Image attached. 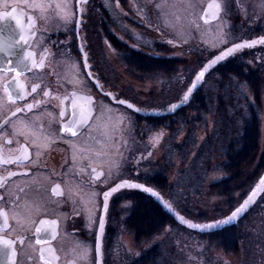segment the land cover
Returning a JSON list of instances; mask_svg holds the SVG:
<instances>
[{
    "label": "flooded vegetation",
    "instance_id": "obj_1",
    "mask_svg": "<svg viewBox=\"0 0 264 264\" xmlns=\"http://www.w3.org/2000/svg\"><path fill=\"white\" fill-rule=\"evenodd\" d=\"M236 1L240 7V0ZM67 3L71 6L67 11L72 14L66 21L62 19L63 13L58 15L55 12L50 13L48 20L45 21L25 7V0H0V14L11 13L13 9L17 10V13L21 11L25 13L22 17L25 23L24 34L29 37L28 44L25 45L21 42L19 47L13 49L12 55L0 53V61L11 60V66L14 67L26 51H31L34 54L37 63L40 62L42 56L44 57L43 68L25 69L18 77L15 72L0 74V157L7 161L10 157L19 155L21 144L27 147L29 154L28 160L0 162V195L4 197V203H0V208L8 211L11 217L12 211L16 210L11 201H16L17 196L19 200L16 203L28 201L41 205L39 212L34 211L31 214L33 223L26 224L24 228H21L16 220L10 218V228L0 231V237L12 240H16L18 236L25 237V245L21 246L18 241L15 244L17 255L14 260L8 256H0V264H41L38 258V248L34 250L28 246L29 241L34 244L36 227L39 226L41 220L58 221V238L51 243L59 259L53 264H69V261H76V264H98L99 252L102 258L101 264H112L105 260V245L109 244L105 231L110 222L114 200L135 195L137 190L144 189L126 185L119 187L108 197L107 211L104 210L103 193L125 181L129 184L147 186L146 181L153 182L158 170L154 168V165L152 167L147 165V161L168 160L166 152H162L165 158L161 159L157 150L158 144H162L165 135L162 134L159 138L161 140L158 142L154 139L155 133L157 135L166 129L152 127L151 125H155L156 121L153 118L147 119V117L164 115L177 108L172 110L157 106L148 108L141 101L140 91L143 90L139 89L138 91L128 79L116 76L112 61L110 63H107L108 61L101 62L98 55L91 54L92 48H90L87 38L98 34L99 3L107 12L105 17L108 19L110 32L115 34L112 5L104 4L102 0H85L83 3H80L79 0H67ZM243 10L239 9L238 13L241 30L244 29L243 26L247 28L246 22L257 20L256 15L246 14ZM28 15H32L35 19L36 27L34 29L27 28ZM6 24L12 31L5 27L4 21H0V28H4V34H10L18 40L21 29L16 25V21L8 16ZM252 27L250 32L254 37L249 40L264 37L262 28L253 25ZM116 36L126 42L121 36ZM256 44H260L259 40ZM45 49H47V53H45ZM84 56L87 67H85ZM14 79H19L23 83L25 92L15 98L13 103L8 100V92L17 90L15 88L6 89L5 86ZM34 85L37 86L35 92L32 91ZM45 91L49 93L48 96L44 95ZM73 92L92 97L95 109L94 117H100L99 120L93 119L91 121L93 127L91 129L87 126L84 127L76 138H73L70 133L59 131L61 124L71 118V94ZM108 93L111 95H107ZM65 97L68 99H64ZM61 100H63V106L66 109L63 118L59 115ZM121 100L132 103L134 108L129 107L127 103H119ZM37 101H42V103L36 104ZM28 104L35 106L28 110L26 108ZM115 108L120 109L122 116H125V113L129 116L127 126H120L117 130L114 124L117 113ZM17 109H21V111H16ZM158 110L162 111V114L153 113ZM138 120L143 124L142 126L129 125L130 121L137 123ZM22 122H34L39 135V145L48 143L44 139L47 135L55 134L63 138L54 139L50 146L37 147L32 143L31 134L26 129H21ZM41 125L42 128L39 127ZM21 131L25 134H19ZM89 133H91V137L95 138L94 140L89 139V146L94 150L106 153L105 155L97 156L93 152L88 154L90 159L81 158L82 153L74 146H83V141L88 139ZM25 136L28 137L27 140ZM95 141H100L101 144H97ZM116 141L120 142L119 146H125L118 159H115ZM167 147L168 145H165V151ZM263 148L264 143H261V149L264 151ZM173 149L174 147L171 146L172 154L176 152ZM38 151L40 152L39 156L37 155ZM263 151L259 154L256 150L253 158L249 160L254 161V164L251 168L248 167L249 169L247 168L245 173L251 172L254 176L257 175L258 161H264ZM224 160L239 161L226 157ZM80 168H84V172H81ZM93 169L100 174L94 181L92 180ZM262 172V177H264V170ZM11 173H16V175H11ZM34 177L37 178L35 181ZM56 185L60 186L62 195L52 193V188ZM77 185L85 189L91 187L97 194L95 204L92 206L91 222L89 214L80 208L79 202L77 204L79 214L73 213V205L69 200V188L75 190ZM147 187L152 190L151 193L159 195L153 188ZM20 189H24V191H20ZM99 197L102 200L101 209H99ZM73 198L78 200V197L74 196ZM103 211H105L104 217ZM101 217L104 219V227L101 242H99ZM77 242H80L81 247H86L88 250L83 259H80L81 248L77 247ZM97 244L100 245L99 251H97Z\"/></svg>",
    "mask_w": 264,
    "mask_h": 264
},
{
    "label": "rangeland",
    "instance_id": "obj_2",
    "mask_svg": "<svg viewBox=\"0 0 264 264\" xmlns=\"http://www.w3.org/2000/svg\"><path fill=\"white\" fill-rule=\"evenodd\" d=\"M208 1L194 0L196 7L186 10L178 0H168V6L161 9L156 7L160 0H126L125 7L121 0H102L104 4H110L114 9V19L121 27L117 28L114 25L116 35L121 36L130 44H138V48L148 54L156 53L181 60L179 69L170 77L154 78L149 75L144 77L131 75L129 68L118 61L116 50L110 47L112 45L105 38L94 40L97 47L95 52L101 62L108 61L107 63H110L112 61L114 63L115 75L128 79L138 91L139 89L143 90L140 91L141 101L148 108L157 106L172 110V106L177 103H187V100H184L185 94L194 82L199 81L196 80L197 74L210 60L239 41L253 39L254 36L250 32L253 28L252 25L262 28V33L264 32V0H240V7L236 0H227L226 11L223 14V19L227 23L222 37L219 36V21L216 20H211L209 24H204L203 20H199V30L191 27L188 24L190 19L188 12L194 11L197 16H200ZM173 3H176V7H171ZM239 9H244V13H251L257 17L256 21L246 22L247 28L243 26L245 31L240 27ZM177 16L180 17L179 20L176 19ZM166 20L171 26L166 25ZM128 35L131 36V41ZM221 39L224 41L223 43L220 42ZM158 44L164 46L162 51L157 50ZM261 48L264 49V43L255 44L252 47H242L226 56L224 60L233 56H242L244 52H259ZM224 60L217 62L220 63ZM204 77L200 85L202 83L205 85V91L208 94L207 102H210L209 110L203 112L199 117L192 113L189 116L190 122L187 125L174 128L172 133L166 131L168 129L162 130L160 133L165 137L162 144H158L157 150L161 159L165 158L164 153L166 152L169 161H147V165L151 167L154 165L155 169L160 164V167H163L162 176H165L166 179L164 178L165 180L161 184L164 189L162 199L166 200L165 202H170L186 220L198 225L212 224L225 219V212L228 211L225 207V199L220 197L211 185L227 176L224 171L218 169L219 162L224 160L221 150L232 146V140L235 139L237 131L242 126L240 110L243 109L244 99L246 97L254 98L253 93L241 81L240 84L229 83L226 92L221 94L217 88L219 84H216L218 78L211 76L210 79L204 80ZM229 93L234 95L231 96ZM217 97L219 98L217 99ZM259 98L261 100L260 142L264 143V83L261 86ZM180 100L181 102H179ZM115 111L117 112L114 118L116 130L120 126H127L128 114L125 113V116H122L119 108H115ZM130 119L133 118L130 117ZM131 121L129 125H143L139 120L137 123ZM225 133L227 142L224 145L221 138ZM119 144L120 142L116 141L115 159L120 157L119 154L125 147L124 145L119 146ZM186 144L190 151L188 157H186V152L185 156L182 152L180 153L177 146L181 145L184 149ZM165 145H168L166 151ZM171 146L174 147L173 150H176L173 154ZM262 151L260 146L258 153L261 154ZM175 159L176 161H174ZM208 159L209 161H207ZM262 176L263 172L258 181L250 188L249 194L253 192ZM101 201L99 197V209H101ZM126 205L127 200L121 206L125 207ZM112 212L114 211L112 210ZM262 212L259 219H255L249 225L250 228L253 227L251 236L245 238L242 248L236 254L225 252L218 246L210 244L209 238L200 236L194 230L192 232L178 226H167L152 241L136 245L132 233L126 231L123 226L126 214L121 213L115 223L116 236L113 237L114 243L110 249L112 256L109 257L110 246L106 244L105 260L112 264H127L133 257L142 254L144 249L160 243L164 254L160 264H264V209ZM114 215L113 213L110 217L113 222H115Z\"/></svg>",
    "mask_w": 264,
    "mask_h": 264
},
{
    "label": "trees",
    "instance_id": "obj_3",
    "mask_svg": "<svg viewBox=\"0 0 264 264\" xmlns=\"http://www.w3.org/2000/svg\"><path fill=\"white\" fill-rule=\"evenodd\" d=\"M121 1L122 5L125 7L126 0ZM98 8V34L87 38L89 46L92 48L91 54L93 56L94 54L95 56L97 55L95 52L97 47L94 44V40L105 38L116 50L120 62H122L125 67L129 68L131 75H137L139 77L149 75L154 78L170 77L179 69L181 60L177 58L166 57L156 53L148 54L140 50L138 44H130V42L128 44L118 39L108 28V19L105 17L107 16V12L105 8L101 3H99ZM113 25L117 26V28H121L115 19ZM128 37L131 41V36L128 35ZM163 48V45L158 44L157 50L162 51L161 49ZM253 52L254 53L244 52L242 56H233L223 62H217L211 66L204 77V80H207L210 79L211 76H216L218 78L216 84H219L217 88L221 94L226 92L229 83L235 82V84H240L242 82L254 96L252 99L249 97L244 99L243 109L240 110L242 115V126L239 131H237L235 139L232 140V146L227 147L225 150H221L223 156L227 159H238L239 161L222 160V162H219L218 169L224 171L227 176L211 185V187L218 192V195L225 199V207L228 209V211L225 212V218L239 207L250 195V188L258 181L259 177L262 175V170H264V161H258L256 176L251 172L245 173L248 167L251 168L253 166L254 161L249 160L253 158L256 150H259L261 146V129L259 124L261 100L259 97L261 86L264 83V49L261 48L259 52ZM229 95L233 96L234 94L229 93ZM207 98L208 94L205 91L204 83H202L191 93V98L185 105L179 106L175 111L165 113L164 115L147 117V119H155L156 123L155 125H151L152 127L168 129L172 133L174 128L180 125H187L190 122L189 116L192 113L199 117L203 112L209 110L210 102H207ZM218 98L219 97H217V99ZM179 102H181V100ZM238 102H240V99H238ZM222 136L223 138H221V141L225 145L227 142L225 141L227 140V135L225 133L222 134ZM177 146L180 153L182 152L185 156L186 152V157L189 156L190 151L188 150L187 144L184 149L181 145ZM207 161H209V159ZM160 165L157 168L158 170L155 174L154 181L150 182L147 180L146 184L159 193V195L163 196L164 189L161 184L166 177L162 176L163 167H160ZM125 200H127V205L122 207L121 205ZM254 202V204L252 203L248 210L233 224L225 225L213 231L201 232L198 229L190 228L178 221L176 216L168 209H165L164 206L156 200L154 194L149 191L137 190L135 195L115 198L113 206L114 212L111 213L115 214V222H113V219L110 220V225L107 224L108 226H106L105 231L107 243H109L108 246H110L108 250V253L110 252L109 257L111 258L112 256L110 249L113 247V237L116 236L117 227L115 223L117 218L121 216V213L126 214L123 220V226L126 231L132 233L136 245H143L144 243L152 241L159 236L167 226H178L179 228L184 227L191 231L194 230L200 236H206L207 239L209 238L210 244L218 246L225 252L239 253V249L242 248V242L245 238L251 236L253 231V227L250 228L249 225L252 224L255 219H259L260 215L263 213L264 190H262ZM167 203L176 211V208L170 202L167 201ZM177 214L184 218L180 213L177 212ZM162 258H164L163 248L160 243H157L150 248L144 249L142 254L133 257L127 264H160Z\"/></svg>",
    "mask_w": 264,
    "mask_h": 264
},
{
    "label": "snow or ice",
    "instance_id": "obj_4",
    "mask_svg": "<svg viewBox=\"0 0 264 264\" xmlns=\"http://www.w3.org/2000/svg\"><path fill=\"white\" fill-rule=\"evenodd\" d=\"M80 3L85 2V0H79ZM179 3L183 4L185 6L186 10H191L196 7V4L194 0H178ZM226 5L227 0H209L207 6L203 9L202 14L200 16H197L194 11H189L188 15L190 17L188 24L191 27L196 28L199 30L200 24L198 23L199 20H203L204 24H209L211 20L219 21V27H218V33L219 36L224 35V27L226 26V21L223 19V14L226 11ZM165 6H168V0H160V3L156 5L158 9H161ZM25 7L27 9H30L32 12L36 13L40 19L47 21L49 18V14L55 12L56 14L63 13L62 19L65 21L67 18L72 14L67 9H69L71 6L67 3V0H25ZM171 7H176V3H173ZM25 15L23 11L17 13V10L13 9L11 13L7 14H0V21L5 22V27L9 28V31H12L10 27L6 24L8 16H11L12 19L16 21V25L21 29V34L19 36V39L16 40L14 36L12 35H6L4 34V28H0V53H5L6 55L10 56L13 54V49L16 47H19L21 42L25 45L29 42V37L24 34L25 30V23L22 19V17ZM177 20L180 19L179 16L176 17ZM27 28L28 29H34L36 27L35 19L32 15L27 16ZM167 26H171L169 22L165 21ZM221 43L224 41L221 39ZM260 43H264V37H261L259 39ZM171 43V41H170ZM257 41H251V42H244L242 44H234L231 48H227L225 51L221 52L218 56L215 57L213 61L210 63H215L217 61L224 60L226 56H229L233 54L236 50L242 48V47H252L254 44H256ZM45 53H47V49H45ZM12 61L6 60V61H0V74L4 72H15L17 77L20 76L25 69L29 68H43L44 66V57L42 56L39 63L36 62L34 59V54L31 51H26L22 58L19 59L15 66L12 67ZM86 57H85V67H87ZM207 68L201 70L197 76L196 80H200L203 76ZM99 82L97 81V84ZM196 86L195 82L193 83L192 87L188 89V93L192 91V88ZM6 89L9 88H15L16 92H8V100L11 102H15V98H17L20 95H23L25 92L24 85L19 79H14L13 81L9 82L6 86ZM37 86L34 85L32 88V91H36ZM45 96H48L49 93L45 91ZM107 95H111V93H108ZM64 99H68V97H65ZM71 108H72V114L71 118L68 119L66 122H63L60 127V132H67L70 133L73 138H76L78 134L82 131L84 127H89L90 129L93 127L91 124V121L93 119L99 120V116L94 117V106L92 97L90 96H82L78 95L77 93L73 92L71 94ZM184 99H188V94L186 93L184 96ZM42 103V101H37L36 104ZM121 104L128 103L127 101H119ZM35 105L28 104L26 105V108L28 110H31ZM129 107H132L131 104H128ZM175 108V105L172 106ZM16 111H21V109H17ZM66 109L63 106V100H61V107H60V117L63 118L65 116ZM15 115V113H13ZM51 115V114H50ZM42 128V125L39 126ZM106 127V126H105ZM21 129H26L28 133L31 134L33 137L32 143L36 144L37 147L43 146L47 147L50 146V143L54 141V139H62L63 137L57 136L55 134L47 135L44 137L45 141L48 143L44 145L38 144L39 135L36 130V126L33 123L28 122H22L21 123ZM16 131L14 127V132ZM19 134L24 135L25 133L21 131ZM162 133H158L154 139L158 142L160 136ZM25 139L27 140L28 137L25 136ZM89 139H95L91 137V133H89L88 139H85L83 141V146H74L78 148V151L82 153V159H90L89 155L90 153L95 152V155H105L106 153L94 150L91 146H89ZM97 144H101L100 141H95ZM8 143H11V141H8ZM103 146V145H102ZM20 154L17 156L10 157L7 161L3 160V157H0V162H13V161H21V160H28L29 154L27 147L24 144L20 145L19 149ZM37 155H40V152H37ZM75 161V154L73 157ZM81 172H84V168H80ZM93 177L92 180L94 181L99 177L100 174L95 172V169H93ZM11 175H16V173H11ZM27 175V173H25ZM34 181L37 178H33ZM128 186L133 188H144L143 185L139 184H129L126 181L122 182L121 184L116 185V187L110 189L107 192L103 193L104 196V210L107 211V201L108 197L111 195L112 192L116 191L119 187L122 186ZM145 191L151 192V189L144 188ZM257 190H264V177L261 178L260 182L257 184L256 189L253 190L252 195H250L242 204L239 205L227 218H225L222 221L214 222L212 224L207 225H196L192 224L189 221H184L185 223H188L190 227L192 228H214L217 227L219 224H227L231 220H233L235 217H237L240 213H242L247 206L252 201V196L255 195ZM20 191H24V189H20ZM52 193L57 195H62L63 193L60 191V186L56 185L52 188ZM156 195V193H153ZM96 192L91 187H88L87 189L80 187L79 185L76 186V189L73 190L71 187L69 188V200L71 201L73 205V213L79 214L77 210V204L79 202L80 208H82L85 212L89 214V220L91 222V213H92V206L95 204L96 199ZM78 197L77 199H74L73 197ZM19 200V197H16V201ZM16 201H11L14 204V209L12 211L11 217L9 216V212L5 211L4 209L0 208V231H3L5 228H10L9 225V219H14L17 221V224L24 228L26 224H31L34 221L31 219L32 212H39L41 210V205L34 204L28 201H25L23 203H16ZM0 203H4V197L0 195ZM166 206L168 208H171L170 204L166 203ZM181 219H183L181 217ZM104 227V219L103 217L100 218V230L102 231ZM58 238V221L52 220H41L38 227H36V238L34 241V244L29 241L28 246L32 247L34 250L38 248L39 253V261L41 264H53L54 261H57L59 257L56 256L55 249L52 246V241L56 240ZM19 242L21 246L25 245V237L18 236L16 240H12L5 237H0V256H8L14 260V258L17 255L15 244ZM77 247L81 248L80 251V259H83L87 255V248L81 247L80 242H77ZM75 251V250H74ZM97 251H99V244H97ZM69 264H76V261H69Z\"/></svg>",
    "mask_w": 264,
    "mask_h": 264
},
{
    "label": "water",
    "instance_id": "obj_5",
    "mask_svg": "<svg viewBox=\"0 0 264 264\" xmlns=\"http://www.w3.org/2000/svg\"><path fill=\"white\" fill-rule=\"evenodd\" d=\"M209 2V1H208ZM208 4V3H207ZM207 4H206V6H207ZM205 6V7H206ZM260 38H258V39H254L255 41H258ZM254 40H248V41H243V42H239V43H237V44H242V43H244V42H251V41H254ZM233 46V45H232ZM231 46V47H232ZM230 47V48H231ZM220 54V53H219ZM218 54V55H219ZM217 55V56H218ZM215 59V57L212 59V60H210L207 64H206V66L203 68V69H205V68H207V70L205 71V73H204V75L206 74V72L211 68V66H213L215 63H210L211 61H213ZM84 60H85V56H84ZM202 69V70H203ZM204 77V76H203ZM203 77L197 82V83H195L196 84V86L194 87V88H192V91L190 92V93H188L187 92V94H188V99H187V102L189 101V99H190V95H191V93L196 89V88H198L199 87V85H200V83H201V81H202V79H203ZM128 104H131L132 105V107L131 108H134V105L132 104V103H127V105ZM184 104H186V102L185 103H177L176 105H175V109L179 106V105H184ZM153 113H156V114H162V111H160V110H158L157 112H153ZM152 113V114H153ZM144 186V185H143ZM144 188H148L147 186H144ZM143 188V189H144ZM148 189H150V188H148ZM256 189V188H255ZM262 192V190H257L256 191V193H255V195H253L252 196V201H251V203L247 206V208L242 212V213H240L237 217H235L233 220H231L229 223H227V224H219L217 227H214V228H200V227H197V228H194V229H198L199 231H201V232H206V231H213V230H216V229H220V228H222L223 226H225V225H229V224H233L234 222H236L237 221V219L240 217V216H242L243 215V213L245 212V211H247L248 210V208L252 205V203L257 199V197L259 196V194ZM253 193V192H252ZM252 193L250 194V195H252ZM249 195V196H250ZM155 196V198H156V200H158L163 206H164V208L165 209H168L172 214H174L175 216H176V219L178 220V221H180L182 224H185V225H187L188 227H190L189 226V224L188 223H185L184 221H188V220H186V219H181V217L177 214V212L171 207V208H168L167 206H166V203L167 202H165L163 199H162V197L161 196H159L158 194H156V195H154ZM248 196V197H249ZM247 197V198H248ZM168 204V203H167ZM104 215H105V211H103V217H104ZM192 224H195V223H193V222H191ZM196 225H198V224H196ZM190 228H192V227H190ZM101 238H102V231L100 230V232H99V242H101ZM99 247H100V245H99ZM99 262H98V264H101V261H102V258H101V255H100V252H99V260H98Z\"/></svg>",
    "mask_w": 264,
    "mask_h": 264
}]
</instances>
